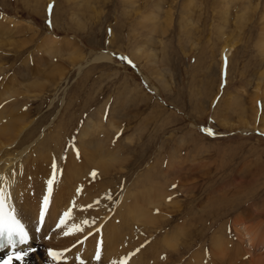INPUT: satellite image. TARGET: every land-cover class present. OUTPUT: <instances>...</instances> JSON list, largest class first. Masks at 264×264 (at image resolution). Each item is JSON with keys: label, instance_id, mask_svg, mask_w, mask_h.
Wrapping results in <instances>:
<instances>
[{"label": "rangeland", "instance_id": "obj_1", "mask_svg": "<svg viewBox=\"0 0 264 264\" xmlns=\"http://www.w3.org/2000/svg\"><path fill=\"white\" fill-rule=\"evenodd\" d=\"M168 10L171 24L162 36ZM151 12L158 15L155 31L142 22ZM46 39L53 44L45 45ZM227 41L234 49L223 57ZM258 41L264 42V0H0V91L10 79L18 80L14 89L21 97L15 102L28 106V125L18 147L0 153V170L8 171L17 154L25 159L48 151L50 162L66 161L72 149L79 150L78 136L89 118L105 126L113 122L106 149L119 141L131 161L113 165L114 174L100 183L91 179L94 168L86 166L76 189L83 184L91 204L109 210L105 217L122 216L128 208L123 203L134 196L140 195L142 205L151 182L163 184L166 194L160 207H148L155 220L128 223L131 230L118 247L121 258L141 253L144 264H194L197 253L203 264H219L213 248L221 241L223 264L240 249L230 263L249 264V242L238 243L243 233L235 235L234 222L252 212L250 224L258 223L264 233V133L255 128L263 102L253 109L255 89L264 90ZM139 46L142 51L135 54ZM99 52H111L112 61H93ZM71 55L79 57L75 64L69 63ZM56 63L66 69L61 80ZM0 101V110L8 109L2 121H14L15 110L6 106L10 100ZM26 146L30 151L22 152ZM174 158L178 170L170 168ZM254 251L261 254L264 243ZM40 252L32 264L44 262ZM124 260L121 264H129Z\"/></svg>", "mask_w": 264, "mask_h": 264}, {"label": "bare ground", "instance_id": "obj_2", "mask_svg": "<svg viewBox=\"0 0 264 264\" xmlns=\"http://www.w3.org/2000/svg\"><path fill=\"white\" fill-rule=\"evenodd\" d=\"M186 5L189 7V4L187 2H186ZM171 14H172L171 11L168 10L167 17L163 21V24L166 26V28H162V29H165V32H162L161 34L162 36L167 33V30L170 27ZM142 19H143L142 22L145 24L147 29H152V31H155L153 26L154 24H156L157 19H158V15L156 14V12H151L143 16ZM6 21L8 20L5 19V22ZM29 24L30 23H27L28 28H30ZM44 43L45 45H49L51 43V40L46 39ZM63 43H67L68 45V41L63 42ZM61 44L62 42L60 43V46ZM69 46L73 47L72 43H70L68 47ZM52 49L53 48L48 49L50 54L53 51ZM233 49H234V46L231 45L229 41H227L223 44L220 50V54H222V56L225 57L228 55V52L233 51ZM57 50H60L59 46L55 48L53 52L58 53ZM257 50L264 52V42H260V41L257 42ZM141 51H142V47L139 46L135 49L134 52L135 54H139ZM78 58L79 57L71 55V57L68 59L69 63L75 64ZM93 61L111 62L112 61L111 52H99L95 56ZM81 67L82 66L79 67V70H81ZM54 72H55V76H57L60 80L62 79L63 76L64 77L66 76L65 75L66 69L63 68L58 63H56V66H54ZM21 73L22 71L18 72V76H21L22 75ZM261 76H262V73L260 74V77ZM13 79L14 78L10 79L8 83H6L3 89L0 91V100H5V98L9 99L10 101H8V103L10 105H6V106L15 110L10 113L11 116L14 117V121H12V118L10 117L9 122L2 121L8 115V109H6V107H3L0 110V153L3 152L5 147H11V146L13 148L18 147V145H16L17 143L15 142L18 139V136L21 134V132L28 125L27 124V120H28L27 110H24V108L28 106L26 103H23V107H22L21 104L15 102V98L19 96L21 97V93H19L17 89H14L15 85L18 84L17 82L18 80L17 81L15 80L17 82L16 83ZM22 79H25V77ZM142 79L143 81H147V78L143 75H142ZM29 86L31 85L29 84ZM36 88H37L36 86L30 87V89H32L31 91H34ZM150 89L154 90L153 87ZM31 91H28V92H31ZM36 91L37 90H35L34 92ZM25 95L26 94H24V96ZM258 100L263 102L262 109H264V90H262L260 86H257V88L254 91L253 104L254 103L255 104L253 106V109L256 108V101ZM6 101H4V103ZM254 113L256 114V110H254ZM111 120L112 119H110L109 121ZM245 127H248V124H245ZM112 128H114L113 122L108 124V126H105V125H102V121L96 122L92 118H89V120L82 127L81 132L78 136V148L81 152L79 150L72 149L71 151V149H69L71 153H68V159H66V161H64L63 157H60L59 162H55V161L50 162L48 151L42 155H37V156L32 155L31 156L32 159L29 157L28 158L26 157L24 159L21 154H17V156H14V158L10 161L12 165L8 171L3 172L0 170V191L3 192V198L6 200L7 204H9L10 207L20 216L22 221H24L30 229L33 228L34 218L37 215L38 206L42 199V196L43 197L48 196L49 200H48V204L46 205V209H45L44 222L39 232L40 236H38V234H33V239L36 240V242L39 241L37 243H40L41 241V244L43 246H46L45 248L46 251L48 249H51L53 250L54 253H57V254H59L58 251L61 250L62 252L65 248H67V250L63 254L61 255L59 254L60 255L59 260H61V264H87L88 259H93L95 257V251L99 247L101 248V252L99 254L100 259H97L96 257L95 264H111V263L121 264V261L124 260L125 257L121 258L120 256L121 254H119L120 252L118 253V247L120 246V248H122V246H124L123 240L126 237L125 236L126 232H128L126 230H131V228L127 227L128 223L132 221L140 223L142 219L144 221L143 223L151 222L152 220H155V218L152 215H149V213L151 212L148 210L149 209L148 207L149 206L150 208L156 207V206L160 207V205H162L161 197L163 194L166 195L163 184L161 185V184H158L157 182H154V183L151 182L149 184L150 186L148 187V190H146L147 188L146 189L144 188V190L146 191L143 190L144 193H147V195L142 199L144 201L142 202L143 203L142 205L139 206L138 204L139 203L138 201L141 198L140 195L134 196V198L131 200V202H129V204L127 203V201L123 203L124 206L128 205V208L126 209V211L123 208L122 216L120 217L113 216L109 220L105 219L104 221H102L105 218L106 214L109 213L108 212L109 210L107 209L104 210L101 208L96 209L94 207V203L91 204L90 197H89L90 193L88 192V190L85 188L83 184H79V187L76 189V185L78 184L79 178L83 176L84 172L86 171V170L83 171V169L86 166H91L94 168V171L96 172V176L95 177L92 176L91 179H96V181L100 183L102 178L103 179L106 178L114 171L113 165L123 166L125 162L131 159L129 157L128 158L126 157L125 153L123 152V149L120 150L119 141H117V145L114 146L115 148L113 150L109 151L106 149V145L107 144L110 145L109 139L111 138V134H108L106 132L107 131L109 132L110 129ZM255 128H257L261 133H264V111H263V115L259 117V124ZM125 140L126 142H129L130 138H126ZM131 140H132V137H131ZM26 149H27L26 153L30 151V149L26 146V148H24L22 152L25 151ZM77 153L80 154L79 158H76ZM78 160H80V163H82L81 165H78ZM172 161L173 163H171L172 165L170 166V168H174V166L176 167L178 165V164L176 165L175 158ZM42 164H45V167L46 166L47 167L46 168L43 167ZM168 164H170V162ZM50 165H55L57 168L56 175L51 179L52 180L51 193H49L48 181L50 179H48L49 173L47 172ZM32 167H34L33 171L31 169ZM174 169H177V168H174ZM116 170L117 169H115V171ZM28 179L31 180V182H29ZM27 185L30 186L29 189H27ZM45 190H47V193L44 195ZM39 193L41 194L40 198H39ZM73 194H74V200L72 201L71 207H69L70 205L68 204V199L69 197H72L71 195ZM105 202L106 200L103 201V203ZM89 205H91V207H89ZM176 206H179V205H176ZM146 208L149 211L148 213H146L147 212ZM59 209H62L63 211L61 212V210L59 211ZM66 212L70 213V215L69 216L61 215V214H65ZM130 215H134V216L130 218ZM252 216H253L252 212L250 214L241 213V215L236 216V219L234 222V227L236 230L235 235L238 233L237 237L240 238L239 234L243 233V236H241L242 241L238 240L239 241L238 243L240 242L243 243L244 241H246L247 243L249 242L248 249H246L247 250L246 252L248 255V262L246 263L264 264V251L261 254H255L257 251L256 252L254 251L257 247H260V245L261 246L263 245L264 233L261 232L260 230L261 226L258 223L250 224L249 220ZM32 218H33V222L31 221ZM61 219L64 220L63 224H61ZM85 220L89 221V223L84 224L83 221ZM116 220L119 221L118 224L115 223ZM58 221L59 223H57ZM58 224H60L59 228L57 227ZM77 226L80 228H83V231L82 232L77 231ZM96 227L100 230L101 235H99L98 233H96V231H94ZM177 232H180V229H175L176 234ZM65 233H68V234L66 235ZM135 235L137 236L135 237V239L137 238L139 239L140 234L136 232ZM131 236H133V234ZM85 238L87 239L84 241ZM132 238L131 240L133 241ZM99 241L101 242L99 243ZM171 241H173V239H171L169 242ZM220 242L221 241H218V242L215 241V244L213 243L214 244L213 249H214V255L218 257V260H219V261L216 260L217 263L220 262L219 264H223V260H220L221 252L218 249ZM257 242L260 245L257 244ZM163 243H166V241H164ZM174 247L176 248L175 243L171 245L169 249H172V252H173V250L175 251ZM242 250L240 249L239 251H237V255H235L232 258L233 261L236 260L237 257H239L242 254ZM42 251L45 252L44 249H42ZM161 252L163 253V251ZM127 254L128 253H126V255ZM253 254H255V256ZM136 255L133 254V256L131 257L128 256L125 260H129L128 261L129 264H144L141 260L142 254L138 253V255L137 256ZM39 256H40L39 250H37V252H35L34 254H30L25 259V264H32L33 258L39 259ZM163 256L165 259L166 254H164ZM201 256L203 257V255ZM192 257L197 258L194 264L196 263L203 264L204 260L200 261L199 260L200 255H197V253H194V256ZM77 259L79 260V263H76ZM168 259L169 258L166 257V260ZM52 260L53 259H47L46 257L44 262L42 263L40 262L39 264H51ZM232 260L229 259V262H227V264H231L230 262ZM190 261L192 262V260ZM15 264H18V262Z\"/></svg>", "mask_w": 264, "mask_h": 264}, {"label": "snow or ice", "instance_id": "obj_3", "mask_svg": "<svg viewBox=\"0 0 264 264\" xmlns=\"http://www.w3.org/2000/svg\"><path fill=\"white\" fill-rule=\"evenodd\" d=\"M78 155L79 153H77V156ZM91 175L95 177L96 172H93ZM48 185H49V193H51L52 180L48 181ZM48 200H49L48 196H45L44 197L45 205L48 204ZM3 207H4L3 192L0 191V249L3 248L12 249V251L8 253L7 257L3 261H0V264H13V261L18 262V264H25V259L30 254L37 252V249L31 246L29 234L24 230L23 225H21L19 221L15 219V216L9 215L7 219L4 218ZM89 207H91V205H89ZM69 215L70 213L67 212L65 213V216H69ZM40 222H44L43 210L40 212ZM63 223L64 220L61 219V224ZM83 223L88 224L89 221L85 220L83 221ZM57 227L59 228L60 224H58ZM36 231L39 232L40 228H37ZM77 231L82 232L83 228L77 226ZM65 234L67 235L68 233ZM19 245H25L26 248L22 251H19L17 250ZM47 255L53 260L60 259V255L54 253L51 249L47 250ZM97 259H100L99 255H97Z\"/></svg>", "mask_w": 264, "mask_h": 264}]
</instances>
